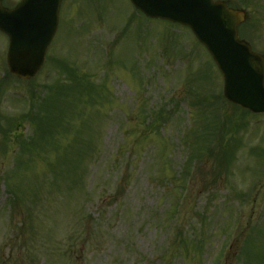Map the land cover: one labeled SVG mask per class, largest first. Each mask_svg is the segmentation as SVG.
<instances>
[{
	"label": "rangeland",
	"instance_id": "1",
	"mask_svg": "<svg viewBox=\"0 0 264 264\" xmlns=\"http://www.w3.org/2000/svg\"><path fill=\"white\" fill-rule=\"evenodd\" d=\"M233 4L264 54V0ZM59 11L28 83L0 34V264H264V115L225 102L188 29L129 0Z\"/></svg>",
	"mask_w": 264,
	"mask_h": 264
},
{
	"label": "water",
	"instance_id": "2",
	"mask_svg": "<svg viewBox=\"0 0 264 264\" xmlns=\"http://www.w3.org/2000/svg\"><path fill=\"white\" fill-rule=\"evenodd\" d=\"M61 0H21L12 10L0 0V32L8 37L9 73L26 81L42 67L57 29ZM151 19L189 28L211 55L223 77V96L254 114L264 113V58L238 39L245 12L213 0H130Z\"/></svg>",
	"mask_w": 264,
	"mask_h": 264
},
{
	"label": "trees",
	"instance_id": "3",
	"mask_svg": "<svg viewBox=\"0 0 264 264\" xmlns=\"http://www.w3.org/2000/svg\"><path fill=\"white\" fill-rule=\"evenodd\" d=\"M57 86H54V89L56 88ZM49 89H50V92H51V94H50V96L52 95V89H53V86H51V88L49 87ZM58 92L59 93H65V91H67V90H69L70 88L69 87H61V86H59L58 87ZM48 103V101L46 100V101H44V103ZM44 105V104H43ZM38 116V114L36 113L35 114V117H37ZM39 117V116H38ZM57 121H58V119H57ZM63 123V120H62V122H61V124ZM60 124V125H61ZM49 132V131H48ZM49 133H51V132H49ZM42 142L44 143V136H43V138H42ZM27 145L29 146L30 144H28L27 143ZM243 253V250L241 251V254Z\"/></svg>",
	"mask_w": 264,
	"mask_h": 264
}]
</instances>
